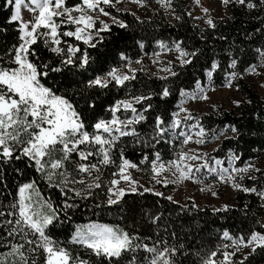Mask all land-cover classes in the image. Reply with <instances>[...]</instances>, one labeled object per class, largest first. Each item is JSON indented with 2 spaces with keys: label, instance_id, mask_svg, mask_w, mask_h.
I'll return each mask as SVG.
<instances>
[{
  "label": "snow or ice",
  "instance_id": "obj_1",
  "mask_svg": "<svg viewBox=\"0 0 264 264\" xmlns=\"http://www.w3.org/2000/svg\"><path fill=\"white\" fill-rule=\"evenodd\" d=\"M126 2L146 0H0V264H249L264 254V215L248 204L245 219L255 227L233 233L221 225L215 245L197 246L176 229L183 215L205 208L155 187L191 182L216 198L217 185H226L264 209V139L243 148L240 116L226 119L253 101L232 98L226 109L213 95L242 91L248 77L264 94V0H217L218 13L191 0L180 14L173 0H156L176 21H202L196 35L207 49L165 36L153 37L149 52L141 36L132 54L121 13L144 21ZM236 11L259 25L240 33L239 43L217 31ZM250 116L264 129V99ZM146 194L158 199L140 204L130 223L99 218L115 207L128 220L126 198ZM82 209L98 218L77 222Z\"/></svg>",
  "mask_w": 264,
  "mask_h": 264
},
{
  "label": "trees",
  "instance_id": "obj_2",
  "mask_svg": "<svg viewBox=\"0 0 264 264\" xmlns=\"http://www.w3.org/2000/svg\"><path fill=\"white\" fill-rule=\"evenodd\" d=\"M145 3L155 4L156 0H146ZM177 14H180L187 5L186 0H173ZM122 16L130 24V29L127 32V37L123 43L129 45V54H132L136 49L133 46V38L139 39L141 36L147 37L146 44H148V51L151 52L154 44L151 43L152 38H163V37H182L184 38L189 45H195L196 47L206 48L203 42L199 40V37L196 35V26L199 25L196 20H191L188 17H184L183 21H176L174 18L170 20L167 13L158 8L149 14H144L141 17L143 23H136L134 17L128 13H121ZM233 19L228 20L226 23L221 21L218 32L226 35L229 38V42L233 39L239 43V40L242 38L239 34L245 31H252L253 27L259 26L257 21L252 17L246 16L243 13L236 11L232 13ZM200 26V25H199ZM204 27V26H200ZM115 34V30H114ZM209 41H211V36H209ZM260 40L257 39L256 43L251 47L258 46ZM215 47L219 51L223 47L221 41H215ZM210 51H206V55H210ZM151 72L150 70H148ZM141 78L149 83L152 82V79L146 74H141ZM240 88L242 93L249 99L253 101L252 105H245L243 108H233L230 114L226 117L228 121L235 120L238 116L239 123L243 125V131L245 133L244 139L240 142L241 146L245 149L249 147H256L259 144V141L264 139V129L260 128L255 119L250 116V113L253 108L257 106V102L261 99H264V95H260L257 89L251 85L247 78L239 81ZM242 113V115H240ZM213 120L219 123V119L213 117ZM251 121V122H249ZM245 142H253L251 144ZM247 152L245 156H247ZM129 156L132 159H138V156L129 152ZM41 187L44 190V194L47 195L51 192L46 186L41 184ZM156 199L149 194H146L145 199L141 200L136 197L128 196L126 198V207H131L133 211L128 212L129 219L122 221L120 219V214L115 207L110 209L111 215L100 213L99 218L102 222H111V223H130V217L134 215L135 211H138L139 205L144 203L145 200L147 203L151 204ZM245 204L249 205V212H255L257 218L264 215V209H261L259 206V201L254 195H246L242 192H236L234 201L232 205L234 208L229 211L226 215H213L210 211L211 207H206L204 212L196 213L193 212L191 216L183 215L181 217L182 227H177L176 231L178 236L184 240L185 243H193L199 245L201 241L207 247H212L216 244V234L221 230V225L224 227L230 228L233 233H236L241 230H247L250 227H255L251 223V216L248 219H245V213L243 211V206ZM160 205L165 209L172 208L174 205H170L166 200L161 199ZM79 219L77 222H86L88 218L97 219L98 217L90 213L85 212L83 209L80 214H77ZM198 221V224L196 223ZM63 239V235H61ZM249 264H264V254H261L259 251L255 254L254 257L250 258Z\"/></svg>",
  "mask_w": 264,
  "mask_h": 264
},
{
  "label": "rangeland",
  "instance_id": "obj_3",
  "mask_svg": "<svg viewBox=\"0 0 264 264\" xmlns=\"http://www.w3.org/2000/svg\"><path fill=\"white\" fill-rule=\"evenodd\" d=\"M175 1V0H174ZM189 5V8L193 7L191 0H186ZM202 3L205 4V6H208L210 8H215L216 13L220 11V8L218 7L217 0H202ZM127 8L131 9L132 12H135L137 16L142 17L144 14H149L153 12L154 10L160 8V6L155 3V4H150V3H145L143 7H138L136 4L133 3H125ZM194 14L199 12V9H193ZM216 13H213L215 15ZM168 18L170 20L173 19V16L171 13H167ZM200 26H204L202 21H197ZM145 67L150 70L151 72L156 71V68L154 65H152L147 59L144 61ZM259 79H264V77H260ZM247 81L254 86L255 89L259 92L260 95L262 94V91L260 87L258 86L257 83V78L255 77H248ZM215 96V102L217 103H222L224 108L229 107V100L232 98L240 97V96H245L241 91L240 92H235V91H228V90H217L216 93L213 94ZM233 109V108H232ZM213 145H209V149ZM194 147V146H191ZM134 175L141 180V182H145L148 180V176L146 173H134ZM157 190L164 191L166 195L171 194L174 196L175 199L180 200L181 202H184L188 196H192L195 198L196 202L201 205L202 207H212V206H220L223 203H228L232 205L236 191H233L231 188H229L226 185H217V192H218V197L213 198L211 195L207 192H201L200 185L194 184L191 182H185L184 184H181L179 186H172L170 185L168 188H161L159 185L155 186ZM173 188H175V191H173Z\"/></svg>",
  "mask_w": 264,
  "mask_h": 264
}]
</instances>
